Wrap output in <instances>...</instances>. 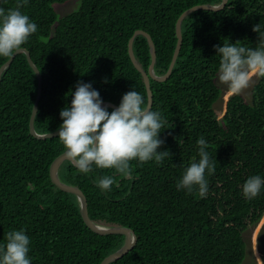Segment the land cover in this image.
Listing matches in <instances>:
<instances>
[{
    "label": "trees",
    "instance_id": "trees-1",
    "mask_svg": "<svg viewBox=\"0 0 264 264\" xmlns=\"http://www.w3.org/2000/svg\"><path fill=\"white\" fill-rule=\"evenodd\" d=\"M70 0H28L22 11L38 31L21 48L27 49L42 76L35 118L38 134L62 124L60 110L71 103L77 81L91 82L103 101L119 104L136 90L148 104L142 74L129 56L136 31L151 35L156 46L155 72L164 76L177 46L176 24L197 5L222 0H82L79 9L61 19L54 5ZM17 0H0L5 9ZM264 24V0H228L220 11L199 10L182 24L183 44L170 77L150 79L151 110L167 118L160 150L171 156L162 164L131 162V176L113 169H94L84 175L69 161L61 179L82 190L93 222L132 229L135 247L111 264H242L244 233L264 216V192L249 201L242 185L264 175V78L253 88L252 102L233 96L218 120L215 105L221 97L216 84L220 57L214 45L223 42L255 47L256 23ZM54 30V35L52 31ZM134 53L148 72L152 58L145 36L134 41ZM11 57H0V68ZM105 78L108 83H104ZM39 79L26 53L16 56L0 83V243L13 229H26L31 238L32 264H101L124 245L125 236L100 235L84 222L74 194L55 186L52 162L66 151L60 138L38 139L30 119ZM109 110H112L109 108ZM203 136L217 160L208 176L209 194L178 191L177 180L197 154ZM114 176L112 191L101 192L96 181Z\"/></svg>",
    "mask_w": 264,
    "mask_h": 264
},
{
    "label": "clouds",
    "instance_id": "clouds-1",
    "mask_svg": "<svg viewBox=\"0 0 264 264\" xmlns=\"http://www.w3.org/2000/svg\"><path fill=\"white\" fill-rule=\"evenodd\" d=\"M27 3L28 0H17L14 8L5 9L0 6V57H12L20 49L28 51L21 47L38 31V24L21 10ZM252 31L257 34L255 47H246L239 44V41L233 43L230 40L223 42L222 45L213 46L216 56L220 57L217 79L225 86L228 94L242 93L250 86L253 77L264 78V24L260 22L254 24ZM104 83H108L106 78ZM74 87L75 90L69 92L70 105L60 110L62 124L58 128L57 136L66 149L65 155L70 159L65 162H71L80 173L88 175L94 169H113L115 173L128 177L132 174L131 162L134 160L140 164L154 161L159 165L165 158L171 156L169 150H160L166 143L161 134L169 128L168 120L161 111L148 108L145 98L139 92L134 89L126 92L119 104L109 110V106L104 103L108 101H103L100 92L91 82L80 80ZM196 144L199 158L194 157L185 167L177 180L176 188L188 194L198 192L199 197L203 199L209 194L208 176L215 172L218 161L212 159L208 151V142L203 136ZM64 163L59 169V178L67 184L60 177ZM114 183L112 175H104L96 181L97 187L104 193L111 192ZM241 191L246 200L255 199L264 192V175L249 176L243 183ZM30 245L31 238L26 229L9 231L5 242L0 243V264H32V257L29 255Z\"/></svg>",
    "mask_w": 264,
    "mask_h": 264
},
{
    "label": "water",
    "instance_id": "water-1",
    "mask_svg": "<svg viewBox=\"0 0 264 264\" xmlns=\"http://www.w3.org/2000/svg\"><path fill=\"white\" fill-rule=\"evenodd\" d=\"M228 3V0H223L222 4L219 6H214V5H198V6H194L188 10H186L178 19L177 24H176V33H177V38H178V42H177V46H176V50L172 59V62L170 64L169 70L167 72V74L163 77H158L155 74V64H156V60H157V53H156V46L154 44V41L152 39V37L144 32V31H136L133 35V37L131 38L130 42H129V55L130 58L135 66V68L142 74L145 85H146V90H147V94H148V104L147 107L152 109V105H153V93L151 90V86H150V78H153L154 80L163 82L166 81L172 71L173 68L176 64V61L179 57L181 48H182V44H183V35H182V24L183 21L192 13L199 11V10H208V11H220L222 9H224L226 7ZM139 35H144L149 43L150 46V52H151V65L149 68V72H145L143 70V68L141 67V65L138 63L135 54H134V50H133V45H134V40L137 36ZM24 52L26 53L27 57H28V61L31 65V67L33 68V70L36 72L38 79H39V90H38V95H37V100L35 102L34 108H33V112L31 115V119H30V133L38 138V139H48V138H55L57 137V131L49 133V134H38L35 130V118L38 112V104H39V100L41 98V85H42V77L39 73V70L37 69L36 65L34 64V62L31 59L30 53L24 49H20L17 52H15L13 54V56L10 58V60L1 68L0 70V79H1V75L3 73V71L9 67L12 62L14 61L15 57L21 53ZM105 105H108L109 108H115L117 105L111 104L109 102H104ZM66 160H70L66 155L65 152L58 156L53 163L51 164L50 167V176L51 179L53 181V183L60 188L61 190L74 194L77 198L78 201L80 202V207H81V211H82V217L84 219V222L86 223V225L95 233L100 234V235H113V234H120V235H125L126 240H125V244L124 246L118 250L117 252L111 254L110 256L106 257L104 259V261L101 264H111L115 261H117L118 259L124 257L125 255H127L136 245L137 243V237L134 233L133 230L128 229V228H124V227H108V226H103L99 223L93 222L90 217H89V213H88V205H87V200L86 197L84 195V193L77 187L75 186H71L68 184L63 183L60 178H59V169L61 167V165L66 161Z\"/></svg>",
    "mask_w": 264,
    "mask_h": 264
},
{
    "label": "rangeland",
    "instance_id": "rangeland-1",
    "mask_svg": "<svg viewBox=\"0 0 264 264\" xmlns=\"http://www.w3.org/2000/svg\"><path fill=\"white\" fill-rule=\"evenodd\" d=\"M81 2L82 0H70L66 4L54 5V10L59 19H61L77 11ZM52 35H54V30L52 31ZM260 79L261 78L253 77L250 86L238 95L243 96L246 101L252 102L253 88L257 85ZM216 84L221 90V97L214 108L218 120L221 121L227 111L229 100L235 95L228 94L225 86L218 82L217 76ZM244 238L246 242V258L242 264H264V216L258 224L250 226V228L244 233Z\"/></svg>",
    "mask_w": 264,
    "mask_h": 264
}]
</instances>
